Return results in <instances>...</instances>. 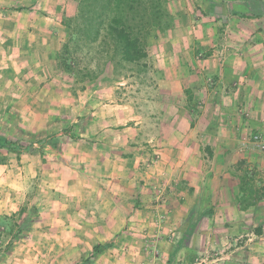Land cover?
I'll use <instances>...</instances> for the list:
<instances>
[{
  "label": "rangeland",
  "instance_id": "rangeland-1",
  "mask_svg": "<svg viewBox=\"0 0 264 264\" xmlns=\"http://www.w3.org/2000/svg\"><path fill=\"white\" fill-rule=\"evenodd\" d=\"M48 4L53 20L39 24L48 13L38 9L34 22V0L0 2V121L4 130L32 142L29 151L10 153L7 163L0 164V214L18 211L26 202L41 208L33 230L0 264H155L165 248L161 243L167 241L178 251L175 264H264V238L253 234L260 223L254 219L255 209L248 211L241 232L232 229L238 222L218 219L213 223L215 236L192 233L189 242L176 245L185 237L189 218L195 217V225L209 207L196 204L197 193L189 184L196 180L193 168L222 166L203 148L223 144L204 134L198 140L190 138L196 133L191 127L194 119L201 116L205 124L217 113L206 98L199 99V107L191 106L190 91H183L174 77L175 71L190 69L174 58L185 52L193 63H202L213 49L222 59V44L232 39V27L225 29L224 18L217 19L219 24H200L206 13L196 0H164L172 25L149 38L147 80L120 77L98 85L87 82L81 90L72 85L75 77L60 73L51 58L67 38L63 19L76 14L77 2ZM188 7L197 14L190 16ZM200 32L205 42L216 45H192ZM205 79L213 83L212 77ZM82 115L88 118L86 124L73 126ZM218 127L222 131L223 126ZM49 134H56V142ZM254 136L248 135L241 146L262 158L261 168L244 157L234 167L240 174L251 165L257 181H264V149ZM43 146L42 155L36 148ZM242 160L245 165L240 167ZM222 182L214 181L219 204L212 208L215 214L233 215L238 207L218 199ZM260 211L264 214V208ZM210 223L203 221L202 227ZM97 243L110 247L92 257ZM246 250L254 256L247 257Z\"/></svg>",
  "mask_w": 264,
  "mask_h": 264
},
{
  "label": "crops",
  "instance_id": "crops-1",
  "mask_svg": "<svg viewBox=\"0 0 264 264\" xmlns=\"http://www.w3.org/2000/svg\"><path fill=\"white\" fill-rule=\"evenodd\" d=\"M41 1L44 4L43 6H39L40 2L34 0V22H36L35 19L37 18L35 12H38V9L42 8L48 14L45 13L46 15H43L39 19V24H51L53 18L49 14L51 6L49 7L48 4L51 0ZM196 1L202 7L201 11L206 13L198 21L200 24L210 23L215 25L219 24V20L217 19L224 18L222 22L223 24H227L225 29L230 25L234 30L232 39H222L225 40L222 44L225 45V55L222 59L217 58L216 50L213 49L209 51L210 57L208 60L202 61V63L195 60V63H193L191 56L184 55L185 52L181 53L178 58H174L179 59V62L183 63L186 69H190V71H185L184 69L177 70V72H174V77H178L179 81L182 82L183 91H190L191 106L199 107L197 105L200 102L199 99L201 97L203 99L206 98V104H210L211 109L215 110L214 113H217L216 116L213 114L209 116L205 124L202 122L201 116L198 119H194L191 127L196 133L190 136V138L196 137L195 139L198 140L200 134H204L208 140H221L222 147L215 148L213 146V148L207 145L203 148V152L205 151L204 154H207L206 151H208L207 157L209 159L214 160V162L216 159H220V162L224 166L214 164L212 167L209 166L204 170L203 165H198L196 168H193L195 171L193 175H195L196 180L195 182L190 180L189 183L197 193L196 204L203 202V204L209 205L198 217L194 225L193 234L196 233V236H215L217 230L213 228L214 221L221 219L231 224H234L233 221H236L238 223L233 225L232 229L241 232L243 225L245 226L244 222L247 221L248 211L255 209V207H251L248 210H241L239 208L236 198L238 179L234 176L236 174L234 166L240 160V157H244L248 159V162L252 161L253 165H256L259 169L261 168L259 163H261L262 158L254 153L255 151L251 153L250 150L242 148L241 145L247 144L248 135H250V138L252 135H260L261 141H264V16H247L250 14L247 5L248 3L250 4L249 0ZM60 7V5L52 6V8L58 9ZM3 8L5 7L3 6ZM226 11L230 14L224 15L223 13ZM184 12L187 13V10ZM188 13L191 16L192 13L196 12L191 10V7H188ZM214 13L217 14L216 17H214ZM207 16L211 17V19H208ZM195 22L196 20L191 21V23ZM204 35L202 32L195 34V37L191 41L192 45L198 48L208 44L212 45V47L216 45L205 42V39H202ZM183 46L186 47V45ZM191 49L194 50L195 48L192 47ZM186 61H190V63L187 64ZM206 76L213 78L212 84L207 83ZM238 110L240 112L244 111V115L239 114ZM218 114L221 116H218ZM218 125L223 126L222 131ZM250 156L253 158L252 160ZM220 175L222 176L221 178ZM200 177L202 180H200ZM219 180H223V187L222 195L218 199H221L220 201L225 206H237L240 210L239 212L232 215L229 211H225L224 214H215L213 211L212 205L219 204L217 200L215 201L214 181H218L219 183ZM258 205L264 206V201H260ZM255 210L254 219L260 221L258 224L260 225L264 221V214L261 213V209ZM194 219L193 215L189 218L191 222ZM203 221H210L211 223L206 228H203ZM222 231H224V228H222ZM253 234L264 238V233L258 235L253 231ZM167 242L166 245L165 243H161L165 248H161L162 257H156L154 260L155 264L163 261L164 264H175L178 251H176L172 241ZM176 252L177 254H175ZM246 253H248L247 257L254 256H250V251L246 250ZM227 257L229 256L227 255ZM226 258L221 257L219 259Z\"/></svg>",
  "mask_w": 264,
  "mask_h": 264
},
{
  "label": "trees",
  "instance_id": "trees-1",
  "mask_svg": "<svg viewBox=\"0 0 264 264\" xmlns=\"http://www.w3.org/2000/svg\"><path fill=\"white\" fill-rule=\"evenodd\" d=\"M251 16L264 14V0H249ZM77 12L65 16L63 25L68 33L61 49L51 58L62 74L75 77L73 87L86 89V83L103 84L120 77H137L147 80L151 65L149 58V38L170 29L171 15L166 10L164 0H76ZM23 9V8H20ZM82 83V86H77ZM78 87V88H77ZM85 115L78 116L73 126L86 124ZM72 128V126L70 127ZM56 134L47 137L56 142ZM47 141V139H45ZM27 141V142H26ZM24 140L3 129L0 121V164H6L8 155L29 151L30 140ZM28 143V144H27ZM56 146V144L54 143ZM44 146L36 148L44 154ZM240 167L245 162L240 161ZM257 172L247 166L242 173L234 174L238 179L237 201L241 210L251 207L262 210L258 205L264 201V181L256 179ZM41 208L37 203L26 202L18 211L0 214V262L13 251L15 243L28 236L39 219ZM189 220L185 237L176 245L189 242L195 226ZM264 221L255 228V233H264ZM110 243H97L92 257L100 255ZM177 247V246H176ZM83 261L78 264H89Z\"/></svg>",
  "mask_w": 264,
  "mask_h": 264
},
{
  "label": "built area",
  "instance_id": "built-area-1",
  "mask_svg": "<svg viewBox=\"0 0 264 264\" xmlns=\"http://www.w3.org/2000/svg\"><path fill=\"white\" fill-rule=\"evenodd\" d=\"M254 141L257 142V144H258L260 147L264 148V144H263L262 141H261V136H260V135H255V136H254Z\"/></svg>",
  "mask_w": 264,
  "mask_h": 264
}]
</instances>
